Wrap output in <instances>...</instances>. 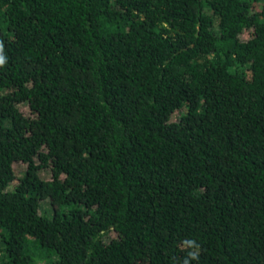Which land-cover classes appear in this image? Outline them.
I'll list each match as a JSON object with an SVG mask.
<instances>
[{
	"label": "trees",
	"instance_id": "16d2710c",
	"mask_svg": "<svg viewBox=\"0 0 264 264\" xmlns=\"http://www.w3.org/2000/svg\"><path fill=\"white\" fill-rule=\"evenodd\" d=\"M0 46V264H264V0H0Z\"/></svg>",
	"mask_w": 264,
	"mask_h": 264
},
{
	"label": "clouds",
	"instance_id": "9594fccd",
	"mask_svg": "<svg viewBox=\"0 0 264 264\" xmlns=\"http://www.w3.org/2000/svg\"><path fill=\"white\" fill-rule=\"evenodd\" d=\"M0 52H2V46H0ZM5 63H6V59H5V57H4L3 55H0V67L4 66ZM194 244H195V242L192 241V240H188V241L185 242V245H186L187 247H193ZM188 256H189L192 260H196V259H198V252L190 251V252L188 253ZM184 264H189V261L186 259V260L184 261Z\"/></svg>",
	"mask_w": 264,
	"mask_h": 264
},
{
	"label": "rangeland",
	"instance_id": "374dc122",
	"mask_svg": "<svg viewBox=\"0 0 264 264\" xmlns=\"http://www.w3.org/2000/svg\"><path fill=\"white\" fill-rule=\"evenodd\" d=\"M177 111H175L173 114H172V118H175L176 116H177V114L178 113H176ZM23 168V166L21 165V164H19V163H14L13 164V169H14V171L16 172V173H19V171L21 170ZM48 205H47V201L46 200H44V201H42L41 202V204H40V208H39V210L41 211V212H48L47 211V207Z\"/></svg>",
	"mask_w": 264,
	"mask_h": 264
}]
</instances>
